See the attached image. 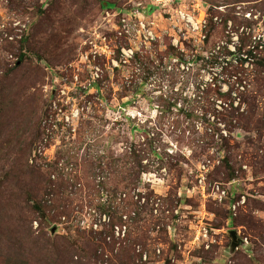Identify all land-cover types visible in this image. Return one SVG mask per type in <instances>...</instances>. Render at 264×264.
I'll list each match as a JSON object with an SVG mask.
<instances>
[{"label":"rangeland","instance_id":"374dc122","mask_svg":"<svg viewBox=\"0 0 264 264\" xmlns=\"http://www.w3.org/2000/svg\"><path fill=\"white\" fill-rule=\"evenodd\" d=\"M204 1V42L174 13L155 9L144 20L159 39L124 64L120 49L131 44L118 36L123 12L132 20L133 4L148 0H0V170L24 161L41 169L47 186L73 185L67 205L51 197L60 212L49 217L66 212L42 231L21 201L13 211L2 206L14 221L22 211L39 242L23 243L12 257L264 264V50L250 56L255 43L264 44V0ZM97 31L108 38L111 59L88 55ZM127 161L145 170L134 184L125 180ZM111 207L122 227L99 250L101 263L87 260L80 230L102 232ZM62 239L70 244L56 262L46 249Z\"/></svg>","mask_w":264,"mask_h":264},{"label":"trees","instance_id":"16d2710c","mask_svg":"<svg viewBox=\"0 0 264 264\" xmlns=\"http://www.w3.org/2000/svg\"><path fill=\"white\" fill-rule=\"evenodd\" d=\"M102 6L103 8L112 9L116 7L115 4L107 2H103ZM21 43L22 45L27 44L28 39H23ZM262 45L263 43L261 41L256 43L253 51H251L250 53V56L257 58L263 51V49H260ZM262 61L264 63V60ZM4 159L5 158H3V160ZM137 163L140 167V171L138 172L137 166H135L134 168H128L131 164V162L129 161L125 162V165H123V171L126 173L125 180L131 184H134L137 181V177H142L145 171L141 162L137 161ZM61 177V179L63 180V175ZM45 178L46 177L42 174V171L38 166H29L28 164H25L24 161L20 162L19 167L17 168L9 166L4 167L2 171L0 170V192L4 190V188L8 192L6 195L0 196V251H5V253L0 255V261H2L3 264H28L25 261L19 262L18 258L12 257L11 254L14 253L13 251L15 250V248H20L25 242H28L29 244L32 243L34 245H39V242H37V240L34 238L35 234L33 233L32 229L26 227L27 221L22 217L23 212L21 211V213L17 217H15L14 221L13 217L11 216V210L9 212L6 211L2 208L3 205L9 203L10 206V204H12L13 211V208H15L17 203L21 201L23 207L26 208L27 212L31 213L32 215H37L41 220V231L42 229H45L46 223L52 225L53 222L58 221V218L63 216L66 212L64 211L60 216L59 214H57L58 218H55L54 216L49 217V215H53L55 212H60V205L58 203L52 204V206H50L49 203L54 201V199H51V197L53 196V198L57 197V200L59 198H62L63 201L67 202V205L70 202V197L67 196V194H69V190L71 187H73V185L71 184V182L63 180L61 183L57 184L54 181L50 183L48 182L49 186H47V180ZM23 199H28L29 204ZM38 199L41 200L38 201ZM27 206L30 207L27 208ZM65 209L67 210V206L65 207ZM105 211V213L109 216L107 215V222L103 223L101 221V227L103 228L102 232H92L88 237V232L80 230L81 235L79 234L80 238L84 242V253H86V256H84V258H86L87 260L96 259V263H101V258H98L99 250L102 249L103 244L107 241V239H111L113 237L117 225L119 224L120 227H122L123 222V216L119 215L120 211H117L116 208L111 207L110 209H107ZM1 215H3V218H1ZM9 215L10 217H8ZM59 243L60 246L48 243L49 245L46 249V253L48 254H52L53 252V256H55V258L57 259L56 262H59L60 258L62 259V257L66 255L68 249L67 246L70 244L68 241H65L63 239L60 240ZM50 248L51 250H48ZM61 249H64V251ZM80 255L81 254H79V256ZM80 258H83V256H80ZM134 259L135 258L132 256L129 261L133 262Z\"/></svg>","mask_w":264,"mask_h":264},{"label":"built area","instance_id":"2783aa9c","mask_svg":"<svg viewBox=\"0 0 264 264\" xmlns=\"http://www.w3.org/2000/svg\"><path fill=\"white\" fill-rule=\"evenodd\" d=\"M130 3H133V1ZM133 5L134 11L130 10L129 13L132 20L127 17V13L124 14L123 12L121 24L118 28V36L126 38L131 44L130 47H123L120 49L122 63L124 64L131 63L132 60L136 58V55L142 53L144 49L150 48L153 43L159 39L156 29L154 28V23L151 24L147 22V20H144L147 15L149 17V11L153 12L155 9H163L164 12L170 16L174 13L177 21L187 28L188 34H194L193 37H196L201 42H204L207 38L205 31L208 27V10L207 3L204 0H148L146 7H144V3H134ZM202 15L204 16L202 17ZM137 19L140 20L137 21ZM20 25L21 24H17L16 26ZM22 27L23 29H26V26ZM20 32H22V30H20ZM95 36L96 40L90 43L91 54L88 55H91L94 61L99 57H107L111 59L110 56L112 55V50L108 38L102 36L98 31ZM133 41H135L136 44L134 47ZM260 41L262 42V40ZM262 49L264 50V44L261 47V50ZM112 62L113 66H116V61L113 60ZM100 71L99 67H93V75L95 79L100 78ZM79 117L80 110L73 112L72 117L66 118L67 124H71V120L78 119ZM223 195H225L224 192ZM237 207L238 206L235 205L234 210H237ZM104 222H107V220ZM94 225L98 226L97 224H92L91 226L94 228ZM205 237H207V233L205 234Z\"/></svg>","mask_w":264,"mask_h":264},{"label":"water","instance_id":"95a60500","mask_svg":"<svg viewBox=\"0 0 264 264\" xmlns=\"http://www.w3.org/2000/svg\"><path fill=\"white\" fill-rule=\"evenodd\" d=\"M56 229H54L53 232H55ZM232 238H233V249L232 250H237L241 246V242L238 238L237 232H232Z\"/></svg>","mask_w":264,"mask_h":264}]
</instances>
